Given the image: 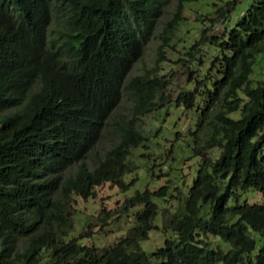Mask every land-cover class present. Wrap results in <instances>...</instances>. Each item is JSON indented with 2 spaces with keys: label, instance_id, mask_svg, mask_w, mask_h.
Listing matches in <instances>:
<instances>
[{
  "label": "trees",
  "instance_id": "16d2710c",
  "mask_svg": "<svg viewBox=\"0 0 264 264\" xmlns=\"http://www.w3.org/2000/svg\"><path fill=\"white\" fill-rule=\"evenodd\" d=\"M52 1L59 3V15ZM159 1L164 0H0V112L10 109L0 115V264H35L44 249L47 264H264V79L249 83L255 56L263 51L264 0H253L214 42L222 52L211 63H219V78L209 83L204 75L175 100L192 107L202 96L201 121L216 101L223 102L208 121L207 137L192 147L198 166L182 210L168 221L175 236L151 252L140 246L157 213L152 197H163L165 185L124 199L123 211L141 209L131 233L110 247L97 250L53 229V222L67 223L64 205L71 194L86 199L105 182L124 191L129 187L121 179L129 169L126 160L145 139L136 122L163 105L156 100L166 82L154 76L163 58L126 85L123 78ZM190 1L178 0L159 51ZM236 1L226 2L219 16L226 17ZM55 14L58 35L48 40ZM123 89L132 100L131 118L111 123L119 130L118 142L87 169L81 160L109 125ZM239 91L246 101L233 118L229 114L241 102ZM212 147L219 150L213 160L204 154ZM74 164L75 173L62 177ZM248 190L260 193L261 201L239 202ZM207 204L209 213L201 216ZM251 232L261 240L253 259ZM207 235L229 248L210 246L202 238ZM18 237L26 240L21 250L15 247Z\"/></svg>",
  "mask_w": 264,
  "mask_h": 264
},
{
  "label": "rangeland",
  "instance_id": "374dc122",
  "mask_svg": "<svg viewBox=\"0 0 264 264\" xmlns=\"http://www.w3.org/2000/svg\"><path fill=\"white\" fill-rule=\"evenodd\" d=\"M232 0H194L184 3L180 11V20L169 34L168 45L161 47L160 36L165 24L171 20L176 12L178 0H164L157 2L156 11L151 17V22L140 52L126 71L123 84H128L136 76L145 74L156 60L163 58L158 64L154 76L165 80L166 85L161 93V99H157V106L162 102V107L139 116L136 122L137 131L144 136L141 145L131 148L127 157L128 171L121 179L129 183L124 191L110 182H105L93 189V195L83 199L71 194L64 205V215L68 219L65 224L53 222V229L63 239L79 237V242L86 246H93L97 250L110 247L120 238L129 235L135 227V212L141 206L122 210V202L135 192L147 188L156 190L160 186H166L163 197H152L156 204L157 213L152 221V229L148 231L146 240L140 241L141 248L151 252L162 245L166 238L174 237L169 227V218L182 210L183 200L187 189L198 166L199 157L193 155L192 147L202 144L207 137L210 126L208 121L220 109L222 100L216 101L208 111L207 117L201 121L200 111L203 107L202 96L197 93V100L192 107L175 102L181 92L191 91L196 79L209 75V81L218 79L217 69L219 63L212 66L214 58H221L222 52L218 45L214 44L223 37L226 29L233 26L243 15L253 0H237L233 7L226 13V17H220L221 10H227L225 3ZM53 4V12L59 15L58 5ZM57 5V6H56ZM56 6V7H55ZM53 15L49 25L48 40L56 38V19ZM221 40V39H219ZM213 42V43H211ZM262 54L255 56L252 73L249 75V83L254 86L264 79V37L260 42ZM212 66V67H211ZM210 83V82H209ZM201 83H198L199 89ZM238 108L229 114L238 118L241 114V105L246 101L241 91ZM233 100V99H232ZM132 100L130 93L123 89L120 98L109 116V125H105L92 148L82 158L83 165L92 169L98 160L102 159L106 151L114 146L119 139V130L111 123L127 122L131 118ZM9 110L0 112L3 115ZM218 148L212 147L204 154L212 160L216 158ZM76 165L66 167L62 177L74 174ZM239 202H260V193L248 190L240 193ZM210 205L202 207L201 216H207ZM254 238V249L250 253L251 259L261 243L259 236L251 232ZM210 246L226 251L229 248L227 242L218 237L207 235L202 237ZM25 238L18 237L15 247L21 250L25 245ZM50 260L49 252L44 249L40 259L35 264H47Z\"/></svg>",
  "mask_w": 264,
  "mask_h": 264
}]
</instances>
